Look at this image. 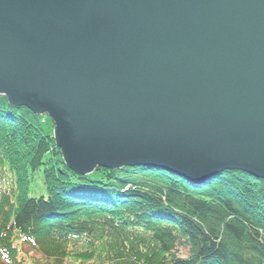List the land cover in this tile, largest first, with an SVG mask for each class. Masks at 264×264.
Listing matches in <instances>:
<instances>
[{"label": "water", "instance_id": "obj_1", "mask_svg": "<svg viewBox=\"0 0 264 264\" xmlns=\"http://www.w3.org/2000/svg\"><path fill=\"white\" fill-rule=\"evenodd\" d=\"M68 167L264 180V0H0V97Z\"/></svg>", "mask_w": 264, "mask_h": 264}, {"label": "trees", "instance_id": "obj_2", "mask_svg": "<svg viewBox=\"0 0 264 264\" xmlns=\"http://www.w3.org/2000/svg\"><path fill=\"white\" fill-rule=\"evenodd\" d=\"M53 122L0 97V264H264V180L65 165Z\"/></svg>", "mask_w": 264, "mask_h": 264}, {"label": "bare ground", "instance_id": "obj_3", "mask_svg": "<svg viewBox=\"0 0 264 264\" xmlns=\"http://www.w3.org/2000/svg\"><path fill=\"white\" fill-rule=\"evenodd\" d=\"M1 97H4V96H1ZM8 103H9V100H8ZM10 104V103H9ZM12 106V105H11ZM12 107H14V106H12ZM15 108H20V107H15ZM29 110V109H28ZM31 111V110H30ZM32 112V111H31ZM34 115H36L34 112H32ZM37 116H43V115H37ZM51 119V118H50ZM53 125H54V123H53ZM55 129V128H54ZM54 129H53V138H54ZM54 141H55V138H54ZM55 145H56V147L58 148V146H57V144H56V141H55ZM59 150H60V153H61V155H62V150L60 149V148H58ZM62 158H63V156H62ZM63 161H64V163H65V165L68 167V165H67V163L65 162V160H64V158H63ZM69 168V167H68ZM123 169V168H122ZM69 170H71L70 168H69ZM119 170H121V169H119ZM72 171V170H71ZM74 172V171H73ZM75 173V172H74ZM94 173V172H93ZM92 173V174H93ZM75 174H77V173H75ZM92 174H88L87 176H91ZM78 175V174H77ZM80 176V175H79ZM82 177H85V176H82ZM192 183V182H191ZM205 182H203V184H204ZM192 184H195V183H192ZM195 185H202V184H195Z\"/></svg>", "mask_w": 264, "mask_h": 264}, {"label": "rangeland", "instance_id": "obj_4", "mask_svg": "<svg viewBox=\"0 0 264 264\" xmlns=\"http://www.w3.org/2000/svg\"><path fill=\"white\" fill-rule=\"evenodd\" d=\"M26 108V107H25ZM43 116H46V117H48L49 119H50V117L48 116V115H43ZM51 120V119H50ZM52 121V120H51ZM53 122V121H52ZM54 128H55V125H54ZM126 168H130V167H126Z\"/></svg>", "mask_w": 264, "mask_h": 264}]
</instances>
